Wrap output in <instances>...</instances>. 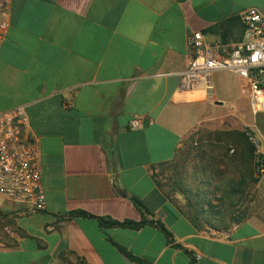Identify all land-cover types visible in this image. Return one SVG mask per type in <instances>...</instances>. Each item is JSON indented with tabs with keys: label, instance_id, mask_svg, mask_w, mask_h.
Masks as SVG:
<instances>
[{
	"label": "crops",
	"instance_id": "obj_1",
	"mask_svg": "<svg viewBox=\"0 0 264 264\" xmlns=\"http://www.w3.org/2000/svg\"><path fill=\"white\" fill-rule=\"evenodd\" d=\"M248 8L264 15V0H10L0 111L25 108L46 204L0 196V264H264V172L246 217L216 229L194 226L154 178L200 128L247 129L264 158V111L243 108L235 73L231 112L220 71L213 100L179 90L187 35L235 42Z\"/></svg>",
	"mask_w": 264,
	"mask_h": 264
},
{
	"label": "built area",
	"instance_id": "obj_2",
	"mask_svg": "<svg viewBox=\"0 0 264 264\" xmlns=\"http://www.w3.org/2000/svg\"><path fill=\"white\" fill-rule=\"evenodd\" d=\"M10 0H0V42L5 38ZM243 26L241 38L223 42L209 32L194 31L187 35V59L180 72L179 90L198 92L213 100L212 74L235 73L248 98L252 112L264 111V15L248 8L239 15ZM132 127L138 120L130 122ZM28 115L23 105L0 111V196L13 199L31 212L45 209V194L37 164L38 150L27 136ZM250 140L258 144L249 133ZM264 172V158H257L255 175Z\"/></svg>",
	"mask_w": 264,
	"mask_h": 264
},
{
	"label": "trees",
	"instance_id": "obj_3",
	"mask_svg": "<svg viewBox=\"0 0 264 264\" xmlns=\"http://www.w3.org/2000/svg\"><path fill=\"white\" fill-rule=\"evenodd\" d=\"M208 32L219 34L216 29H210ZM187 145L183 151L186 152L192 149L195 152V158L202 164V178L197 181L206 190L194 194L193 187L190 186L189 182H182L180 178L174 179L172 192L181 193L184 197V203L182 206L180 205L181 212L194 226L200 229L204 227L225 228L233 223L241 222L250 212V209H245L235 214V216H231L230 224H225L224 218L226 211H230L233 206H236L241 195V186L247 181L255 185L259 177V175H255V166L257 158L263 157L256 151L255 144L249 138L248 130H207L200 128L191 134ZM163 164H160V166ZM221 167L240 174V178L236 181L234 177H231L223 185H216L215 189L210 192L207 187H209L214 176L219 177L225 171ZM182 177L187 178L186 176ZM154 178L164 194L168 198L174 199L166 191L165 185L161 183L158 173H154ZM192 180L196 181L194 178ZM217 193H220L219 198H216ZM215 198L222 204H215ZM132 200L138 209H145L139 200L134 197ZM72 214L85 216L84 212H73ZM99 222L104 226L118 225L131 228H138L144 223L143 220L136 222L131 220H105L103 218H99ZM158 226L167 236H170V233L161 223Z\"/></svg>",
	"mask_w": 264,
	"mask_h": 264
},
{
	"label": "rangeland",
	"instance_id": "obj_4",
	"mask_svg": "<svg viewBox=\"0 0 264 264\" xmlns=\"http://www.w3.org/2000/svg\"><path fill=\"white\" fill-rule=\"evenodd\" d=\"M213 82L216 91L225 90L228 94L227 97L223 100L221 109H224L227 112H231L228 107L231 104H234V102L236 101V96H240V86L238 85L239 80L236 79L233 72L230 73L227 71H220L213 76ZM242 103L244 108L245 103L246 106L248 104V99L246 97H243ZM233 111L234 110H232V112ZM190 136L191 133L183 140V143L180 146L175 157L169 162L158 166L155 172L158 173V178L161 180V183L165 185L166 191L170 194V196L174 199L180 200L181 206L184 203L183 195L178 192L174 193L171 190L172 186L174 185V179L180 178L182 182H189L190 186L193 187L194 194L204 192L206 190L205 187H203L202 184L197 181L199 180V178H202L201 162L197 161V159L195 158V152L192 151L191 148V150H188L186 152L183 151L190 140ZM221 168L224 169V167ZM182 176H186L187 178L185 179V177L183 178ZM231 177H234L235 180L238 181V179L240 178V174L233 173L232 171H228L226 169L222 172L221 176H214L209 187H207L208 191L212 192L215 189L216 185H223ZM193 178L196 179V181H193ZM216 196V198H219L220 193H217ZM255 196V185L247 181V183L241 186V195L239 197V200L237 201L236 206H233L230 211H226L224 223L230 224V217L235 216V214H237L238 212L244 211L245 209L251 210L252 206L254 205ZM216 198L214 201L215 204H222Z\"/></svg>",
	"mask_w": 264,
	"mask_h": 264
}]
</instances>
